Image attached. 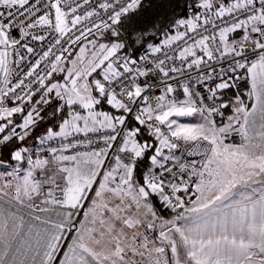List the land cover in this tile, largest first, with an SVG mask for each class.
I'll return each mask as SVG.
<instances>
[{"label": "snow or ice", "instance_id": "1", "mask_svg": "<svg viewBox=\"0 0 264 264\" xmlns=\"http://www.w3.org/2000/svg\"><path fill=\"white\" fill-rule=\"evenodd\" d=\"M0 264H264V0H0Z\"/></svg>", "mask_w": 264, "mask_h": 264}]
</instances>
